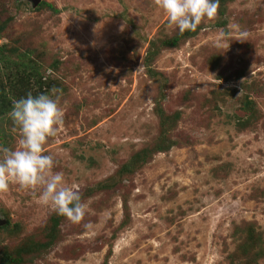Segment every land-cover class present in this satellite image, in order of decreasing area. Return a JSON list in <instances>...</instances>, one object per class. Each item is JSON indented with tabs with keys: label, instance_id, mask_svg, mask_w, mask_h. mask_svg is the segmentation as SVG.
<instances>
[{
	"label": "rangeland",
	"instance_id": "374dc122",
	"mask_svg": "<svg viewBox=\"0 0 264 264\" xmlns=\"http://www.w3.org/2000/svg\"><path fill=\"white\" fill-rule=\"evenodd\" d=\"M53 86L45 154L85 220L10 185L0 264H264V0L183 35L153 0H0V146L13 101Z\"/></svg>",
	"mask_w": 264,
	"mask_h": 264
},
{
	"label": "clouds",
	"instance_id": "9594fccd",
	"mask_svg": "<svg viewBox=\"0 0 264 264\" xmlns=\"http://www.w3.org/2000/svg\"><path fill=\"white\" fill-rule=\"evenodd\" d=\"M162 9L170 26H175L179 34L194 32L206 20L217 18L219 0H153ZM248 32L241 31L235 40L243 43ZM225 52L229 44H217ZM222 52V53H223ZM51 73V70H49ZM50 93L33 95L13 101L8 113L13 132H18L19 147L15 150L0 146V193L7 192L10 185L21 189L40 191V203L50 206L52 211L64 216L72 224L80 225L85 220L87 205L82 202L78 186H66L63 173L53 172L55 161L45 154L48 139L55 137L64 124L65 112L60 107L63 90L53 86ZM91 230L90 223H83Z\"/></svg>",
	"mask_w": 264,
	"mask_h": 264
},
{
	"label": "trees",
	"instance_id": "16d2710c",
	"mask_svg": "<svg viewBox=\"0 0 264 264\" xmlns=\"http://www.w3.org/2000/svg\"><path fill=\"white\" fill-rule=\"evenodd\" d=\"M51 8H52V6H51ZM53 9V8H52ZM175 41H176V39L175 38H173V39H171V40H168L167 42H165V43H168V44H170V45H173L174 43H175ZM4 94V93H3ZM16 97V95H12V98L13 99H16L15 98ZM5 98H6V100L4 99V102L6 101L7 102V107L9 106V103H10V101H11V99L7 96V92H5Z\"/></svg>",
	"mask_w": 264,
	"mask_h": 264
},
{
	"label": "water",
	"instance_id": "95a60500",
	"mask_svg": "<svg viewBox=\"0 0 264 264\" xmlns=\"http://www.w3.org/2000/svg\"><path fill=\"white\" fill-rule=\"evenodd\" d=\"M39 0H31L33 5H36L38 3Z\"/></svg>",
	"mask_w": 264,
	"mask_h": 264
}]
</instances>
